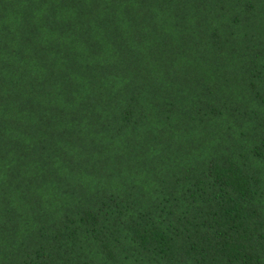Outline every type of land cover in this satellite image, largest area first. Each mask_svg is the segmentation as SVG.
I'll return each instance as SVG.
<instances>
[{
  "label": "trees",
  "instance_id": "16d2710c",
  "mask_svg": "<svg viewBox=\"0 0 264 264\" xmlns=\"http://www.w3.org/2000/svg\"><path fill=\"white\" fill-rule=\"evenodd\" d=\"M0 264H264V0H0Z\"/></svg>",
  "mask_w": 264,
  "mask_h": 264
}]
</instances>
